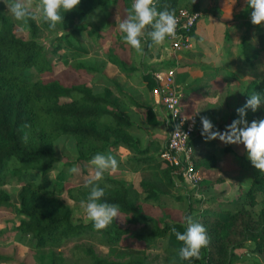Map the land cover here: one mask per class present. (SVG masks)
<instances>
[{
    "label": "trees",
    "instance_id": "obj_1",
    "mask_svg": "<svg viewBox=\"0 0 264 264\" xmlns=\"http://www.w3.org/2000/svg\"><path fill=\"white\" fill-rule=\"evenodd\" d=\"M118 1L81 0L74 10L61 13L64 21L54 30L46 23L29 20L27 24L22 23L30 32L27 39L15 33L14 22L0 2V187L6 185L10 177L20 178L30 169L39 168L43 176L48 174L58 160L55 143L61 136L75 138L79 163L89 162L98 152L109 154L110 150L123 146L135 153L131 160L136 171L151 168L156 171L148 175L149 178H143L138 187L105 174L100 186L110 187L105 189L103 200L118 205L125 222L120 225L116 219L101 231L95 230L91 222L74 223L71 206L57 196L66 192L73 201L81 202L89 192L84 186L86 181L80 184L67 181L52 187L43 182L26 181L21 184L16 199L0 189V210L25 217L13 229L30 236L36 248L49 245L62 248L69 241L97 239L102 245L131 252L128 259L114 260L98 255L89 246L80 252L81 259L89 264H171L173 258L177 264H236L248 242L253 244L251 252L264 256V174L257 172L236 200L221 201L201 211L195 221L206 228L209 242L201 249L198 259L180 261L178 249L182 244L171 229L185 231L184 220H171L165 213L153 217L144 202L150 203V207L159 206L163 196L170 195L176 187L175 177L182 179V169L161 168L155 157L148 156L149 148L142 147L141 141L132 134L134 121L124 106L131 104L140 108L141 105L123 89L116 77L106 79L107 85L101 91L85 83L65 86L50 78L62 54L68 63L67 58L73 57L74 49L87 53L79 42L81 35L87 34L95 45L102 44L101 30L95 26L99 10L109 2ZM131 3L132 0H125L127 11ZM165 7L175 15L181 7L199 10L198 4L184 6L180 0H157L158 10ZM44 29L54 33L48 47L38 40ZM196 29L192 33L194 39ZM150 30L149 27L147 31ZM147 31L141 37L145 51L154 45ZM242 51L246 61L253 63L264 52V32L258 34L257 44L244 39ZM107 58L126 75L137 70L114 53H109ZM79 66L94 70L83 63ZM143 78L151 90L158 85L156 75L150 72L144 73ZM254 92L264 93V76L247 84L244 101L237 108ZM236 109L230 115L229 125L240 118ZM148 112L151 115L152 109ZM245 119L249 124L264 119V106L255 112L248 109ZM150 122L154 120L150 118ZM214 126L220 131L224 129L223 125ZM201 128V120H198L196 135L190 142L194 147L195 170L215 166L213 142L205 140ZM202 144L208 151L202 150ZM166 147L167 144L162 150ZM226 150H231L229 144ZM204 182L211 184V181ZM144 193L145 198L140 200L139 195ZM259 203L262 208L255 217L251 208ZM189 215L192 216L191 206L185 216ZM4 232L0 229V238ZM158 246L163 248V253L150 257L149 251ZM40 258L43 264H69L55 251ZM8 260L10 258L0 254V262ZM254 264L262 263L255 261Z\"/></svg>",
    "mask_w": 264,
    "mask_h": 264
},
{
    "label": "crops",
    "instance_id": "obj_2",
    "mask_svg": "<svg viewBox=\"0 0 264 264\" xmlns=\"http://www.w3.org/2000/svg\"><path fill=\"white\" fill-rule=\"evenodd\" d=\"M118 2H109L104 7H101L95 26L101 27L103 26L102 24H107L111 27L107 37L112 44L111 53L126 60L130 66L136 67L137 70L130 75H126L106 57L107 62L104 64V72L102 70L99 73L95 71L105 77L95 79L96 81L93 85H88L101 91L107 84L106 81H100V79L118 78L123 89L141 105L138 108L129 104L132 106L129 108L130 110L125 108L134 121L132 134L141 141L142 147L149 148L150 153L148 156L155 157V162L157 164L160 162L161 168H167L160 156L169 138L166 111L163 105L158 103V97L153 93V90L147 86L143 74L150 72L155 76L166 70V68L175 65L177 69L175 81L183 94L182 106L184 111L195 115L197 121L201 120V116H205L214 125H223L224 129L221 131L223 132L226 130V126L229 125L228 120L231 113L243 103V93L247 84L254 78L262 77V75L249 76L247 72L249 69L252 70V64L254 62L256 64L264 52L253 63L246 61L242 51L243 35H239L238 31L237 33L235 32L241 28L242 23L236 19L237 17H233V9L231 12L229 9L227 12L225 11L227 14L222 13L229 7L227 5L228 2L180 0L181 5H187V3L190 5L198 4L199 11L202 12V18L195 32V47L176 50L172 47L171 41L165 39L162 45H153V47L145 51V44L142 42L144 55L141 56L124 42L123 34L116 25V13L109 17H113L112 22L107 20L109 14L104 13V8L109 5L116 6L115 9L118 8L117 12L122 13ZM122 5L127 15L125 2ZM215 8L221 13L216 10L210 13V10ZM124 17L123 12L121 19ZM100 21L101 23H99ZM146 31L147 29L145 33ZM105 36L101 32L102 43H106L107 39ZM250 42L257 44L258 35L257 40ZM149 108L152 109L151 115L148 112ZM139 117L144 119V126L139 125ZM150 118L154 120L153 123L150 122ZM212 142L215 166L212 168L201 167L198 171L203 182L211 181V186L206 187V190L212 187L211 189L215 192L214 195H216L217 201L232 202L236 200L242 189L248 187L254 175L260 171L247 158V152L243 145L229 144L231 150L227 151L226 147L228 144H224L219 139L212 140ZM202 150L208 151V148L202 144ZM109 154L117 159L118 167L114 172L106 174L132 183L136 187L139 186L143 178H149L148 174L156 171L155 168L136 171L131 160L135 157V153L129 148L120 146L110 150ZM81 163L82 171L86 174L85 181H87L90 178L92 166L89 162ZM217 179H221V181L215 182ZM212 181L215 183L212 184ZM175 183L177 186L176 178ZM206 184L208 185L209 183ZM175 189L180 190L181 188L176 187ZM181 192L183 191L180 190ZM259 200L261 202V197H259Z\"/></svg>",
    "mask_w": 264,
    "mask_h": 264
},
{
    "label": "rangeland",
    "instance_id": "obj_3",
    "mask_svg": "<svg viewBox=\"0 0 264 264\" xmlns=\"http://www.w3.org/2000/svg\"><path fill=\"white\" fill-rule=\"evenodd\" d=\"M209 1L210 0H207V2ZM219 1H223V3L228 2L227 5L229 7L222 13H226L228 9L231 12L233 9V17H237L236 19H238V21L242 23L241 28L237 29L235 32L237 33L238 31L239 35H243V39H248L250 41L257 40L258 33L264 32V25L257 26L251 23V9L248 8L246 0H216L217 3H219ZM0 2L2 3L5 12L11 16L6 5L3 3V0H0ZM124 2L125 0H120L118 2L119 6H121L122 13L117 12L118 8L115 9L116 6L114 5H109L104 8V13L109 14L107 20L112 22L113 17H109L114 13H116V15L119 13V16L122 17L124 12V15L126 16V11L124 10V6L122 5L124 4ZM215 10L216 8L210 10V13L215 12ZM11 18L14 22L15 33L18 36L27 39L30 36L29 30L25 28L21 22L15 21L12 16ZM99 23H101V21ZM102 25L103 26L98 27L101 30L100 34L102 32L106 35V43L103 42L101 45L97 46L94 44L93 40L88 37L87 34L81 35L79 37V42L87 50V53H82L74 49L73 57L67 58L69 61L68 63H66V59L64 60L65 55L63 56L62 54L60 58H58L60 62H57V66L55 67L54 72L51 74L50 78L57 80L65 86H71L79 83L93 85L96 81L95 79L105 77L103 74L102 76L101 74H97V72L99 73L101 72V70L104 72V64L107 62V55L112 52V44L107 38L109 35L108 31H110L111 27L107 24ZM107 28L109 29L107 30ZM53 36L54 33L51 34L50 31L44 29L39 34L38 40L43 45H46V47H48V45H50L52 41ZM81 63L93 68L94 70L89 71L85 68H82L81 66H79ZM251 68L252 70L249 69L247 72L249 76H264V53L256 64L255 62L254 64H252ZM102 80L106 81V79H100V81ZM130 107L132 106L128 104L124 107V109H129ZM144 123V119L142 117H139V125L144 126ZM76 151L75 138L72 136H61L55 143V154L58 157V160L48 174L43 176L41 173V169L39 170L38 167V169H30L26 171L20 178L10 177L8 183L3 187H0V189H4L5 191L9 192L16 199L21 184L30 180L35 182H43L48 187L61 185L67 181H71L77 184L83 183L86 180V174L82 171V163H79ZM73 166H78L80 168V173L78 175L72 174L68 171ZM176 181V187L181 188L180 190L183 191L181 192L182 194L180 193V190L175 189V187L174 189H172L170 195L163 196L161 204L156 208L150 207V203H147L146 201L144 202L145 207L147 208L151 216L158 218L160 217V214L165 213L170 216L171 220L183 221L185 214L188 212L189 206H191L192 217L194 218V220H196L200 216L201 211L209 209L212 205L219 202L217 201L216 195H214L215 192H213V190L211 189L212 187H210L209 190H206V187H209V185L211 186V184L207 185L202 181L201 178L196 183V186L186 184L184 182V179H180L178 177H176ZM57 196L71 206L72 221L74 223H87L80 208V202L73 201L66 192L60 193ZM145 196L146 193L140 194V200H142L143 197L145 198ZM179 197H182V200H179ZM261 208L262 203H259L255 207H252V214L255 217L258 216V212ZM23 218L25 217L18 216L13 212L0 210V229L5 231L0 238V254L10 258V260H8L7 262L2 261L0 262V264H43L40 256L49 254L52 251H55L60 254V256L65 257L67 263L69 264H89L88 261H85L80 257L81 250H84L89 246H92L98 255L105 258L123 260L128 259L131 256V252L128 249L108 247L99 243L97 239L69 241L62 248H57L54 245H49L44 248H36L35 246H33L34 243L31 240L30 236L23 235L21 232L13 229V227L18 224L19 221ZM117 221L120 225H124V217L121 214H119ZM252 247L253 244L251 242H248L247 248H245L243 252L241 251L242 253L240 254L239 259L236 260V264H254L255 261H260L262 264H264V256L251 252L250 249ZM149 253H151L150 257L158 253L161 254L163 253V248L158 246L155 249H151Z\"/></svg>",
    "mask_w": 264,
    "mask_h": 264
},
{
    "label": "clouds",
    "instance_id": "obj_4",
    "mask_svg": "<svg viewBox=\"0 0 264 264\" xmlns=\"http://www.w3.org/2000/svg\"><path fill=\"white\" fill-rule=\"evenodd\" d=\"M3 3L15 21L23 24H27L29 20L43 22L54 30L64 21V15L61 13L74 10L81 0H3ZM246 3L251 9V23L264 25V0H246ZM176 24L174 11L167 7L158 10L157 0H132L127 15L123 19L119 13L116 16V25L123 34L124 42L141 56L144 55L141 37L146 29L151 28L147 31V36L152 44L159 46L166 38L175 35ZM261 106H264V93L250 94L246 103L236 109L240 118L233 120L223 132L216 129L208 117L201 116L200 119L201 135L206 141L219 139L224 144L243 145L252 165L264 174V119L254 120L250 124L245 119L248 109L255 112ZM89 163L92 166L91 174L84 185L89 192L87 198L81 200L80 208L86 222H91L95 230L101 231L119 217V206L103 200L105 189L110 186L101 187L99 183L106 173L110 174L117 169L118 161L111 154L98 152ZM68 171L78 175L80 168L73 166ZM184 222L185 231L181 232L173 227L171 232L182 244L178 249L179 260L191 261L193 258H199L201 249L207 246L209 239L206 228L191 215L185 216ZM171 264H177L176 258H173Z\"/></svg>",
    "mask_w": 264,
    "mask_h": 264
},
{
    "label": "built area",
    "instance_id": "obj_5",
    "mask_svg": "<svg viewBox=\"0 0 264 264\" xmlns=\"http://www.w3.org/2000/svg\"><path fill=\"white\" fill-rule=\"evenodd\" d=\"M175 17V35L168 37L172 47L176 50L194 48L195 39L192 33L202 18V12L181 7ZM176 70L174 65L156 74L158 85L153 89L158 103L162 104L166 111L169 128L167 147L160 156L167 167L182 169L180 173L186 184L196 186L201 176L199 171L195 170L194 147L190 142L196 134L197 117L183 109V94L175 81Z\"/></svg>",
    "mask_w": 264,
    "mask_h": 264
}]
</instances>
